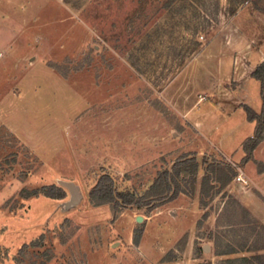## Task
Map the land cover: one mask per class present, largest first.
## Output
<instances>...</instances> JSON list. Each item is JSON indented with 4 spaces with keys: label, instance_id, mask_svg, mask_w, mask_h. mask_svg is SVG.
<instances>
[{
    "label": "rangeland",
    "instance_id": "1",
    "mask_svg": "<svg viewBox=\"0 0 264 264\" xmlns=\"http://www.w3.org/2000/svg\"><path fill=\"white\" fill-rule=\"evenodd\" d=\"M8 3L0 264H264V227L239 198L264 204V137L250 158L242 149L255 127L243 107L261 111L251 72L264 60V0ZM184 155L198 160L195 180L182 170L177 195L136 200ZM218 163L236 171L224 187ZM105 172L135 194L130 205L91 202ZM58 178L83 193L67 212L56 207L65 188L60 199L44 194ZM227 245L243 259L215 254Z\"/></svg>",
    "mask_w": 264,
    "mask_h": 264
},
{
    "label": "trees",
    "instance_id": "2",
    "mask_svg": "<svg viewBox=\"0 0 264 264\" xmlns=\"http://www.w3.org/2000/svg\"><path fill=\"white\" fill-rule=\"evenodd\" d=\"M251 77L259 82V90L261 97V111L256 112L250 106L245 105L243 108L246 112L247 119L249 121H255V127L252 136H248L242 142V149L245 152L244 159H248L252 155L253 149L260 143L264 137L263 133V122H264V60L255 66L251 72ZM203 163H205L203 161ZM199 163L194 155H184L179 158L178 162L173 166L170 171L164 169L155 177L149 188L144 194L136 200L145 199H157L167 196L171 192V196H175L180 192L179 184L175 180V175H179L182 170L191 173L192 178L195 180L197 176V169ZM228 169V172L226 171ZM212 171H218V180L221 182V187H224L235 175L236 171L227 164V168H223L222 164L218 163L217 166L212 168ZM177 187H175V185ZM208 179L206 174L202 177V183L200 191L201 193L206 191ZM174 188V189H173ZM48 189V190H47ZM173 189V190H172ZM45 195L51 198L60 199L64 196V192L61 186H49L45 189ZM89 197L91 202L95 205H101L109 203L113 205V208L118 211L119 209L130 205L135 199V194L131 191H119L116 190L114 179L109 173H102L96 183L89 191ZM202 200V199H201ZM146 202L138 203V205H145ZM202 205L205 203L202 201ZM34 244V243H33ZM226 253V252H225Z\"/></svg>",
    "mask_w": 264,
    "mask_h": 264
},
{
    "label": "crops",
    "instance_id": "3",
    "mask_svg": "<svg viewBox=\"0 0 264 264\" xmlns=\"http://www.w3.org/2000/svg\"><path fill=\"white\" fill-rule=\"evenodd\" d=\"M11 1L13 2L15 0H11ZM33 1L37 2V1H41V0H33ZM0 3L1 4L3 3V7L9 4L8 0H0ZM256 108H258V107H256ZM248 136H251L250 132H249ZM240 144L238 145L237 150L239 149ZM245 193L246 194H243V195L241 194L240 197H239L240 200L243 202V205H244L243 208L246 209V211H247V213H248L250 218H252L253 220L256 221V223H258L259 225L264 227V204L261 201H259L253 195V193H250V192H247V191ZM237 252H238L237 249H235L233 246L227 245L224 248V250L219 251V252H217L215 254L219 255V256H226L227 258H224V259H226L227 262H230L233 259H243L244 256H236V258L230 256L231 254H234V253H237Z\"/></svg>",
    "mask_w": 264,
    "mask_h": 264
},
{
    "label": "water",
    "instance_id": "4",
    "mask_svg": "<svg viewBox=\"0 0 264 264\" xmlns=\"http://www.w3.org/2000/svg\"><path fill=\"white\" fill-rule=\"evenodd\" d=\"M57 184L68 191V199L57 203L56 207L60 209L61 212H67L75 207H77L83 200V193L81 192L80 186L77 182L72 180H65L58 178L56 180ZM142 218L137 217V220L140 221ZM208 245L203 246V250H208Z\"/></svg>",
    "mask_w": 264,
    "mask_h": 264
},
{
    "label": "built area",
    "instance_id": "5",
    "mask_svg": "<svg viewBox=\"0 0 264 264\" xmlns=\"http://www.w3.org/2000/svg\"><path fill=\"white\" fill-rule=\"evenodd\" d=\"M236 181L240 182L241 184H245L247 183L246 182V179L242 176V173H238L235 178H234Z\"/></svg>",
    "mask_w": 264,
    "mask_h": 264
}]
</instances>
